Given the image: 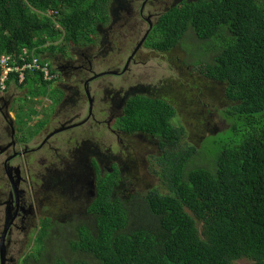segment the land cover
Wrapping results in <instances>:
<instances>
[{
	"label": "trees",
	"instance_id": "16d2710c",
	"mask_svg": "<svg viewBox=\"0 0 264 264\" xmlns=\"http://www.w3.org/2000/svg\"><path fill=\"white\" fill-rule=\"evenodd\" d=\"M109 5L110 0H0V56L20 61L23 48L39 58L44 50L50 55L64 51L67 43L88 45L99 24L110 21ZM157 21L159 35L147 34L143 45L168 51L192 31L215 51L211 62L195 66L223 84L226 99L233 102L220 112L230 124L225 133L235 139L211 156V167H189L196 154L205 161L210 156L184 141L185 128L172 122L174 106L158 97H130L116 129L158 138L154 173L166 191L156 186L141 195L118 194L113 189L120 173L113 169L109 180L95 184L96 195L86 207L90 223L76 226V237L68 241L94 261L57 256L50 264H234L242 257L264 264V0L182 2ZM62 35V46L46 47L47 38ZM51 85L41 75L16 83L32 96L54 99L58 89ZM46 237L43 223L34 243L40 255L48 251Z\"/></svg>",
	"mask_w": 264,
	"mask_h": 264
},
{
	"label": "rangeland",
	"instance_id": "374dc122",
	"mask_svg": "<svg viewBox=\"0 0 264 264\" xmlns=\"http://www.w3.org/2000/svg\"><path fill=\"white\" fill-rule=\"evenodd\" d=\"M89 1L95 4V0ZM112 1L113 6H111ZM181 1L178 4H181ZM197 1L191 0L187 3ZM172 4L175 3L167 1L166 7ZM138 5L137 0H110L108 8L110 21L106 24L100 23L97 28L101 30L104 27L105 35L108 37L105 44L97 43V40L101 39L96 35L93 38L96 42L95 46L67 43L64 51H56L51 55L47 53L48 50L43 51L44 44L39 45L44 52L41 57L49 55V58L56 62H74L77 64L76 71L79 70L78 74L81 77V79L76 77L72 82V87L80 89L78 100L73 104L69 101L60 104V108H63L59 109L56 121L52 122L48 129L52 136L48 143L52 147L60 145L59 153L68 157L71 155L70 151L77 154L92 147L102 153L110 152L122 156L125 161V174L129 176L130 185H125L124 188L119 187L117 191L118 194L126 193L128 197L134 193L144 194L148 189L156 186L159 190L166 191V187L161 182L162 179L154 173L155 157L159 154L158 138L140 134L128 136L124 133L117 136V131H110L107 128L110 124L113 125L112 128H118L116 119L112 120L111 115L107 116V111L120 109L122 112L121 108L130 97L135 95L158 97L174 106L176 112L172 122L176 126L185 128L184 141L194 144L198 152H202L206 157L210 156L209 161H205L200 154H196L188 163L189 167H211L213 163L211 156L215 157L217 152L235 139L233 133L232 136H228V132L225 133L230 124L220 112L233 102L226 99L223 84L206 78L199 72L200 67L195 66L198 61L211 62L215 51L204 47L192 31L187 32L183 41L168 51H156L143 45L145 37L143 34L147 24L136 16ZM49 14H52V11ZM50 16L53 23H56L54 16ZM154 30L152 34L159 35ZM64 41L62 35L61 42ZM49 44L51 43H46V47ZM57 47L60 46L57 45ZM21 57L27 56L21 55ZM46 81L52 83L51 89H55L56 83L52 80ZM140 84H147L152 88L142 91ZM72 92L78 96L76 90ZM2 95L6 99L17 100L11 96L10 92ZM47 96L43 97L47 98ZM57 96L55 95V99ZM78 111L82 114L75 115ZM90 116L92 117L89 120ZM23 141L29 142L30 138ZM59 153H55L56 159L60 156ZM2 160L3 157H0V168H2ZM36 168L35 166L34 169ZM103 179L109 180V177L106 176ZM1 183L0 192L3 191ZM39 196L36 203L32 201L35 206L32 205L34 213L30 218L34 219L35 227L27 222H22L20 227L26 229V225H29L34 232L41 227V223H45L47 216H57L60 221L62 217L65 218L66 228L51 231L50 234L48 232L46 245H44L45 247L49 245L48 251L42 250L43 253L40 255L33 247V252L24 259V262L30 256L36 260L35 264H50L57 256L67 262L78 258L93 262L91 255L73 252L68 247L69 239L75 238V227L87 222L84 215L85 206L73 207L67 203L61 204L58 206L59 215H57L49 210L50 204H53V198L50 199L51 194L46 192ZM133 213L138 214L135 208ZM20 238L27 242L28 248L24 251L19 249L14 253L20 251L21 254L28 253L30 241L25 240L24 236ZM234 264H252V260L242 257L235 260Z\"/></svg>",
	"mask_w": 264,
	"mask_h": 264
},
{
	"label": "flooded vegetation",
	"instance_id": "af4514ba",
	"mask_svg": "<svg viewBox=\"0 0 264 264\" xmlns=\"http://www.w3.org/2000/svg\"><path fill=\"white\" fill-rule=\"evenodd\" d=\"M137 1L139 4L137 18L147 24L146 31H153L160 14L171 8V6L180 3L181 0ZM167 1L175 4L166 7ZM190 1L182 0L181 2L187 3ZM99 32L101 37L105 36V39H101L100 43H107L108 37L105 35L104 29L102 28ZM65 67L61 68L64 69ZM71 67L77 69V67ZM78 71H75L66 82L61 80L59 76L57 85V89H59L57 91L58 101L56 103L54 96V99L50 97L46 102H42L40 106L32 104L33 100L37 101L36 96L26 94L22 89H16L13 94L10 93L17 100L6 99L2 94L7 93V91L0 92V157H3L2 168H0V182L3 185V191L0 192V264H23L24 259L33 252L34 245L32 246V244L41 233L42 223L40 222L41 227H36L37 230L34 232L31 231L29 225H26L27 228L24 229L20 227V224L27 222L32 223L35 227L34 219L30 217L34 213L33 206H35L32 201L36 203L40 198L39 194L46 192L51 194L50 199L53 198V204H50L49 210L57 215H59L58 206L67 203L73 205V207L84 205V215L86 216V207L96 194L95 184L100 185V179L105 178L108 174L114 175L113 169L118 170L120 173V178L113 191H116L120 185H130L129 176L125 174V161L122 156L115 155V153L111 154L108 151L111 154L109 157V153H102L92 147L77 154L70 151L71 155L68 157L59 153L60 145L52 147L48 143L52 137L48 129L51 123L56 121L57 114L63 108H60V104L66 101L73 104L74 101L78 100L80 89L72 87V82L76 77L81 79ZM140 88L142 91H146L152 87L147 84H140ZM72 90H76L78 96H75ZM32 108L34 111L31 112ZM123 108H121L122 112L120 109H112V112L107 111V116L111 115L112 120H117L123 113ZM41 109H44V112L40 116H38L39 114H32L40 112ZM77 114H82V112L78 111L75 115ZM107 128L110 131H117V136L123 133L112 128V124ZM127 135L136 136V133ZM28 138H30L29 142L23 141ZM56 152L60 155L57 159ZM96 165H98V168L95 167ZM35 166L36 169H34ZM71 185L74 186L71 187ZM71 191L75 196L71 194ZM44 201L46 200L44 199ZM76 201L77 203H75ZM47 217L44 225L49 234L54 230H65L67 222L64 217L60 221L57 216H49V223H47ZM76 234L77 229L74 236ZM20 236H24L25 240L30 241L29 248L32 247L28 250V253L21 254V251L14 253L19 249L24 251L28 248L27 242H24ZM32 258L30 256L29 260ZM35 262L36 260L33 258L31 264H35Z\"/></svg>",
	"mask_w": 264,
	"mask_h": 264
},
{
	"label": "clouds",
	"instance_id": "9594fccd",
	"mask_svg": "<svg viewBox=\"0 0 264 264\" xmlns=\"http://www.w3.org/2000/svg\"><path fill=\"white\" fill-rule=\"evenodd\" d=\"M111 6H113V3L111 4ZM164 12H166V11H164ZM163 13L160 14L159 18L161 17V15ZM159 18H157V19H159ZM99 26H98V28H99ZM102 28L104 29V27H102ZM146 29H147V27L145 28L143 35L147 34V32L149 31V30L146 31ZM99 31H100V29L97 30L98 36H96V37L104 40L105 36L101 37ZM148 34H152V31H149ZM61 38L62 37H60V38L57 37V39H55V40H50L47 38L46 42H50L52 44L62 46L63 42H61ZM97 43H100V41L97 40ZM83 44L86 45L85 42ZM95 44H96V42L93 41L86 46H90V45L95 46ZM63 66H66V67L64 69H62L61 67H63ZM71 66L76 68L77 64L74 62H56V61L52 62V60L46 56L45 57H39V58L34 57V56H27L25 58H22L20 55V61H18L12 55H5L4 57H2L0 59V92L7 91V92H10L13 94L16 89H18V90L22 89V91L24 90L27 94L28 91L26 90V88L17 87L16 83H23L25 81L26 77H27V81H28L32 77L35 78V76H37V75H41L42 80H44V81L52 80L53 83H56V85L54 86L56 89V88H58L57 85H58V81H59V76H60L61 80L66 82L75 73L76 69H73ZM6 81L10 82L8 84V86L5 84ZM25 97H27V96H25ZM30 98L33 99L32 96H30ZM36 98H37V101L33 100L32 104L40 106L42 104V102L43 103L46 102L50 97L47 96V98H44V97L36 96ZM76 101H74V102H76ZM40 112H44V109H41ZM136 134L141 135V133H136ZM71 194H73L75 196V194L72 193V191H71ZM94 197H92L91 199H93ZM77 201L75 203H77ZM66 237H69V236H66ZM74 237H76V236H74ZM33 245L34 244H32V246ZM68 247H70L69 243H68ZM73 252H76V251L73 250ZM47 257L49 258L48 254H47Z\"/></svg>",
	"mask_w": 264,
	"mask_h": 264
},
{
	"label": "bare ground",
	"instance_id": "6f19581e",
	"mask_svg": "<svg viewBox=\"0 0 264 264\" xmlns=\"http://www.w3.org/2000/svg\"><path fill=\"white\" fill-rule=\"evenodd\" d=\"M6 55V54H5ZM5 55H1L0 56V59L2 58V57H4ZM20 55H26V56H34L33 54H28V52H27V50L25 49V48H23L22 50H21V53H20ZM35 57V56H34Z\"/></svg>",
	"mask_w": 264,
	"mask_h": 264
}]
</instances>
